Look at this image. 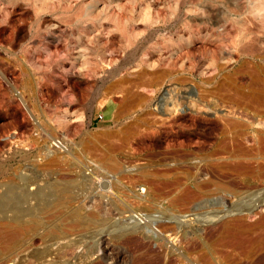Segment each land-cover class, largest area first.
I'll return each instance as SVG.
<instances>
[{
    "label": "rangeland",
    "instance_id": "1",
    "mask_svg": "<svg viewBox=\"0 0 264 264\" xmlns=\"http://www.w3.org/2000/svg\"><path fill=\"white\" fill-rule=\"evenodd\" d=\"M171 88L178 105L159 109ZM254 141L264 144V0H0V264H113L105 256L116 252L118 264H155L158 253L161 264H264V200L253 208L264 150L253 170L232 158ZM113 160L124 165L111 175L118 195L176 197L178 181L194 193L210 178L250 188L209 185L186 217L211 220H194L184 238L183 206L162 202L161 214L134 197L145 227L72 233V192L89 191L85 176L113 172ZM59 230L79 248L53 242Z\"/></svg>",
    "mask_w": 264,
    "mask_h": 264
},
{
    "label": "bare ground",
    "instance_id": "2",
    "mask_svg": "<svg viewBox=\"0 0 264 264\" xmlns=\"http://www.w3.org/2000/svg\"><path fill=\"white\" fill-rule=\"evenodd\" d=\"M175 88V87H174ZM177 93H178V90L177 89H168L167 91H164L162 93V95L160 96V102H159V109H161L162 106H164L166 109H171L170 108V105H168L169 107H167V104L170 103L171 105L173 104H177V100L175 99V97H177ZM182 95V94H181ZM179 101V100H178ZM182 103V102H181ZM178 105V104H177ZM171 106V107H173ZM176 107V105H175ZM211 110V109H210ZM160 111V110H159ZM166 111V110H165ZM170 111V110H169ZM161 112V111H160ZM168 113V112H167ZM240 144V143H239ZM239 144H234V146L232 147L233 150L235 149H238V150H244L243 147H241V145ZM263 150H264V144L262 143H259V142H255L254 141V147L253 149L250 150V152H245L243 151L242 153H233V156L232 158H234L235 160H237L238 162V165H242V166H246V167H252V163L251 162H256L258 160H262L263 159ZM47 151H50V150H47ZM237 151V150H236ZM58 166V165H57ZM257 167H260L259 165H254L253 167L256 168ZM124 167V165L119 162L118 160H113L112 161V165H110V167H107V168H111V170L113 172H106V173H103L102 175L100 174L101 178L98 179L96 178L95 179V176H92L90 173L89 176L86 175L85 178H87L88 181H93L91 186L88 187V190L91 192L92 189L94 188L93 190V193H95V198H94V201L89 205V204H86L85 202V199H87L86 197V194L89 192L87 191L86 193L82 194L84 195V198L81 200L80 195H77L75 192H72V221H73V226H72V233L74 234H80L81 231L83 230H90V229H93L94 232L96 233H100L102 231H106L105 228H111L113 225L115 224H119L120 222H126L124 223L123 226L127 228H130V227H135V228H139L140 227H145L146 226V221L144 222L143 221V217L140 215V214H137V215H133L134 211H133V206H130L128 204V197H131V195L127 194L126 196L124 195H118L117 193L119 192V194H124V192L122 191H119L118 188L116 189V186H115V183L114 181H112V173L120 171L122 170ZM252 167V168H253ZM251 168V169H252ZM158 169H156V171H153V172H150L148 173L149 175V179L151 180L150 183H155V186L159 184V179L160 177L162 176H165V172H159L157 171ZM253 170V169H252ZM96 171V170H95ZM239 171H242V170H239ZM97 172V171H96ZM99 172V171H98ZM102 173V172H101ZM198 174V173H197ZM238 175H240L241 173H237ZM84 175V174H83ZM113 176V175H112ZM188 176V175H185V177ZM193 176V175H190V177ZM258 176V175H257ZM80 177L82 178V176L80 175ZM119 177V176H118ZM189 177V178H190ZM78 178V176H77ZM163 178V177H162ZM187 178V180L189 179ZM196 178L195 175L191 178ZM83 179V178H82ZM57 180V179H55ZM60 180V179H59ZM80 180V178H79ZM148 180V181H150ZM194 180V179H193ZM227 180V179H226ZM74 181H76V183L78 182L77 179H75ZM83 181V180H81ZM144 181V180H143ZM195 181V180H194ZM198 181V182H197ZM196 181V191L193 193V192H190L188 191L189 189L187 188V190L185 189L186 186H182V183L178 181V185L179 187L176 186L177 189H179V191L181 193L178 192L177 190V194L179 193V195H177L176 197H172L173 195L169 194V195H165L160 192L159 188H155L152 190V188H150L152 190V192H154L155 194V199H147L146 200V195L144 194H141V193H146L145 191L147 189H144L142 188V192L138 195H134L132 197V200H136V202L138 203H144V201L146 203H151L152 205V208L153 209H157V208H160L161 211L160 213L161 214H165L167 209L165 208L164 204L160 205L162 202H167L171 207H177L178 205H181L183 206V210H181V212L179 213H184L183 215L181 216H178V218L180 219V222L177 223L176 220H174L178 227H180L181 229V232H180V236L181 238H184L186 236V232H187V229H186V226L187 225H191L192 222L194 220H208L210 221L211 220V214H206V215H202V214H198L197 212H191L189 213L190 217H186V215H188V212L192 209L195 208V203L196 202H199L202 200L203 197H206V194H208L209 190H211V188H209V185H214L215 188H219V189H222V190H225L227 192H229L231 195H237L239 193H241L242 191H245V190H248V188H250L247 184L245 185H242V186H235V185H232L231 183L232 182H229V181H225L223 179H215V178H210L208 179L207 181H199L197 180ZM84 182H85V179H84ZM177 182V181H176ZM175 182V183H176ZM229 182V183H228ZM79 183V182H78ZM90 183V182H89ZM164 183V182H163ZM162 183V185H163ZM57 184H58V181H57ZM145 184V183H144ZM148 184V183H147ZM136 185V184H135ZM150 185V184H149ZM154 185V184H152ZM177 185V184H176ZM52 186V185H51ZM57 186V185H56ZM144 186V185H143ZM160 188L162 186H159ZM134 188V186H133ZM148 188V187H146ZM83 190V189H82ZM7 191V190H6ZM175 191V190H174ZM192 191V190H191ZM36 191L34 192H28L27 195H32L34 193H36ZM151 192V191H150ZM164 193V192H163ZM169 193V192H168ZM147 194V193H146ZM145 197H144V196ZM5 196V195H4ZM258 198H261L258 200ZM257 198L258 200V203L257 204H253V208L254 207H257L258 205H260L262 203V201L264 200V194L260 195L259 197ZM80 199V200H79ZM127 199V200H126ZM135 202V203H136ZM131 204V203H130ZM14 205V204H13ZM132 205V204H131ZM136 205V204H135ZM137 207V206H136ZM169 208V207H168ZM172 211V210H171ZM158 212V211H157ZM23 213V212H22ZM28 213V212H27ZM60 215V214H59ZM114 215H119L121 216V220L120 219H115V216ZM214 215V214H213ZM20 215L19 214H15L13 216V221H16L18 219ZM167 216V215H166ZM165 215L163 217H166ZM168 218H170L169 216H167ZM173 217V216H172ZM214 217V216H213ZM28 218V216L26 217ZM132 219L131 222L127 221V219ZM176 219V218H175ZM19 220V219H18ZM17 220V221H18ZM178 220V219H177ZM13 221L11 223H13ZM10 223V224H11ZM17 224V222H15ZM19 223V222H18ZM111 223V224H110ZM195 223V222H194ZM52 224V223H51ZM109 224V225H108ZM122 224V223H120ZM119 224V225H120ZM108 225V227H107ZM117 225V226H119ZM9 226V225H8ZM50 226V225H49ZM53 226V225H52ZM148 226V225H147ZM114 227V226H113ZM112 227V228H113ZM116 227V226H115ZM121 227V226H120ZM125 227H124V230H125ZM51 228V227H50ZM57 228V227H56ZM117 229L119 227H116ZM9 229V228H7ZM58 229V228H57ZM67 229V228H66ZM114 229V228H113ZM132 229V228H131ZM129 229V230H131ZM193 229H198L197 227ZM52 230V229H51ZM54 230V229H53ZM119 230H121V228H119ZM118 230V231H119ZM123 230V231H124ZM133 230V229H132ZM131 230V231H132ZM136 230V229H135ZM68 231V230H67ZM122 231V230H121ZM192 231V230H191ZM194 231V230H193ZM14 232V225H10V231L8 233H13ZM57 232V231H56ZM91 232V231H90ZM5 233V232H4ZM15 233V232H14ZM18 233V232H17ZM142 233V232H141ZM21 233H19V236H20ZM67 232L65 231H62V230H59L58 233H53V235L50 237V239H53L54 241L53 242H57V241H60V239H64L63 241H65V237L67 236ZM104 234V233H103ZM173 234V233H172ZM17 235V234H16ZM81 235V234H80ZM102 235V234H101ZM105 235V234H104ZM22 236V235H21ZM20 236V237H21ZM42 236V235H41ZM100 236V235H99ZM169 236V235H168ZM173 236H176V235H173ZM10 237V236H9ZM47 237V236H46ZM67 240L62 244L59 242L58 244H61L60 245V248H62L63 246H69V245H75V246H79L81 245V238H77V239H74V241H72L70 238H66ZM99 240L101 241H97L96 244H99L101 243V246L103 248V251H107V248L105 247V241L106 239H104L103 236H100L99 237ZM83 242V241H82ZM99 242V243H98ZM52 242L50 244H45L44 247H42V249H36L35 253L38 255V258L39 256H43L48 250H49V245H51ZM161 245V244H160ZM162 247V245L160 246ZM66 248V247H65ZM71 248V247H70ZM79 248V247H78ZM68 249V247H67ZM34 251V250H33ZM33 253V252H32ZM88 253V252H87ZM48 254V252H47ZM164 254V253H163ZM81 255V254H80ZM148 255V254H146ZM151 255V254H150ZM145 256V255H144ZM181 256L182 254L179 253L178 257L181 259ZM15 257V256H14ZM33 257V256H31ZM105 257H108L110 259L113 260V264H118L119 261H118V257H119V253L116 252L114 254H111V255H106ZM148 257V256H147ZM146 257V258H147ZM150 257V256H149ZM152 257V256H151ZM163 257L162 253H158L156 254L153 259H154V263L155 264H161L160 263V260H162L161 258ZM36 258V257H35ZM60 258V257H59ZM70 258V257H69ZM13 259V258H12ZM88 259V257H87ZM152 259V258H151ZM150 259V260H151ZM51 260V259H50ZM148 260V259H147ZM37 261H40V260H37ZM57 261V260H56ZM79 261H84L83 258H80L78 261H76L77 263ZM6 262V261H5ZM44 262V261H43ZM49 262V261H48ZM58 262V261H57ZM63 262V261H62ZM62 262L58 263V264H61ZM86 262V261H85ZM162 262V261H161ZM170 262V261H169ZM11 263V262H9ZM24 263V262H23ZM47 263V262H46ZM50 263V262H49ZM52 264H54L53 262H51ZM50 263V264H51ZM81 263V262H80ZM83 263V262H82ZM153 263V262H152ZM168 263V262H167ZM166 263V264H167ZM15 264V263H14ZM41 264V262H40ZM56 264V263H55ZM64 264V263H63ZM67 264V263H65ZM69 264V263H68ZM70 264H73V263H70ZM127 264H130L129 262H127Z\"/></svg>",
    "mask_w": 264,
    "mask_h": 264
},
{
    "label": "built area",
    "instance_id": "3",
    "mask_svg": "<svg viewBox=\"0 0 264 264\" xmlns=\"http://www.w3.org/2000/svg\"><path fill=\"white\" fill-rule=\"evenodd\" d=\"M97 119L98 120H104V117H103V114L102 113H99L98 115H97Z\"/></svg>",
    "mask_w": 264,
    "mask_h": 264
}]
</instances>
